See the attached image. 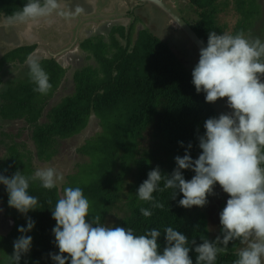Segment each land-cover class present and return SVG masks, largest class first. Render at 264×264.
<instances>
[{
	"label": "trees",
	"instance_id": "obj_1",
	"mask_svg": "<svg viewBox=\"0 0 264 264\" xmlns=\"http://www.w3.org/2000/svg\"><path fill=\"white\" fill-rule=\"evenodd\" d=\"M256 1L233 0L231 4L235 11H232L236 15L240 14V19L230 34L244 32L247 27L249 29L244 34L248 38L253 36V32H264V6L261 10ZM25 3L26 0H0V13L8 17L20 10ZM186 3L193 6L191 8L194 10V18L187 23L205 46L210 31L223 34L228 28L225 23H219L220 15L225 14L223 12L226 9L223 2L220 3L223 7L218 6L219 0H186ZM249 22H252V26H247ZM115 33L126 41L124 45H120L114 38H111V45L107 46L105 43L104 50L100 48L104 46L102 42L93 43L95 40L88 39L81 43V49L96 60V65L74 74V91L50 110L48 116L51 120L47 126L37 127L32 137L37 154L41 159L49 160L54 147L80 134L93 115L99 120L102 132L81 148L80 152L89 160L84 163L81 174L70 177L68 184L62 188V191L68 186L83 189L92 212L89 214L90 218L86 219L92 221L95 215H99L101 222L106 223L107 216L121 199L122 189H126L123 214L112 226L131 227L137 234H142L146 228L163 230L172 226L184 233L189 240L195 239L197 244L202 243L201 236L214 240L220 234L219 213L226 206L227 200L218 207L217 233L212 234L205 213L194 210V206L191 209L179 206L182 193L175 200L170 197L171 190L154 193L157 199L165 203V209H154L153 216L147 219L139 209L150 205L140 201L136 193L148 178V173L157 166L164 174L173 171L176 167L175 157L183 156L185 152V148L178 142L183 141L185 147L192 143L191 155L193 159L198 158L202 150L198 147L197 136L204 133L203 125L208 118L219 115L212 104L205 101V94L196 92L192 72L184 66L168 42L148 31L139 32L134 43L130 32L129 37L123 30H116ZM32 51L33 47L21 48L13 54H20L19 62L23 65ZM12 55L0 60V100L2 104H7V115L0 113V117L6 123L22 119L24 114L20 113L17 106L23 101V105H29L40 95L28 93L23 96L25 91H33L31 81L26 84L28 87L25 89L20 85L19 91L15 89L17 85L10 83L13 80L7 81L12 71L5 69V66L13 63L10 60ZM43 63L42 67L46 66L44 70L50 76L53 90L62 82L60 76L64 75V67L54 59ZM8 149L12 155L8 163H0V173L12 176L19 170L27 175L18 161L16 148ZM193 175L194 172L184 170L186 179L190 180ZM29 192L39 198L42 208L28 213L36 222L35 228L27 233L33 238V246L28 256L22 257L21 264H25V260L29 264H36L37 261L39 264H53L48 254L58 252V249L52 233L56 221L52 217L51 208L55 207L60 198L59 190L57 187L46 190L39 183L32 182ZM8 199L5 186L0 185L3 217L13 223L8 234H0V256L3 258L12 256L13 242L21 235L18 228L26 227L27 223L22 214L9 207ZM160 243L162 250L163 234ZM240 246L239 241L230 243L228 253L221 254L217 264H233ZM190 256L195 264L196 253L192 251Z\"/></svg>",
	"mask_w": 264,
	"mask_h": 264
},
{
	"label": "clouds",
	"instance_id": "obj_2",
	"mask_svg": "<svg viewBox=\"0 0 264 264\" xmlns=\"http://www.w3.org/2000/svg\"><path fill=\"white\" fill-rule=\"evenodd\" d=\"M65 15L61 0H26L20 10L7 17V22L31 28ZM176 25L182 27L181 22ZM26 64L34 91L47 95L53 85L40 59L29 55ZM192 83L198 94H205L206 102L226 97L232 111L204 122L205 131L197 136L202 150L198 158L191 155L192 143L185 147L183 141L178 142L185 152L175 157L173 171L164 174L157 166L148 173L136 195L150 205L139 209L147 219L153 216L154 209H165V203L154 193L171 190L174 200L182 193L179 206L203 208L209 203L208 197L215 195L218 184L229 196L219 213L220 234L214 240L201 236L202 243L197 244L172 226L163 230L146 228L137 234L131 227L106 225L99 215L89 221V199L81 187L68 186L51 208L56 221L52 233L58 249L48 254L53 264H194L192 251L196 253L195 264H217L218 257L227 254L230 243L236 241L241 246L233 264H264V41L259 37L249 39L242 31H210L192 70ZM48 124L49 120L41 127ZM184 170L194 172L190 180L185 178ZM63 180V174L54 167L38 168L30 176L19 170L12 176L0 173L9 207L27 220L26 227L18 228L21 235L13 242L14 252L8 256L7 264H21L22 257L32 250L33 238L27 233L36 222L28 213L42 205L38 197L30 194L31 183L38 181L42 188L52 190ZM25 264L29 262L25 260Z\"/></svg>",
	"mask_w": 264,
	"mask_h": 264
},
{
	"label": "rangeland",
	"instance_id": "obj_3",
	"mask_svg": "<svg viewBox=\"0 0 264 264\" xmlns=\"http://www.w3.org/2000/svg\"><path fill=\"white\" fill-rule=\"evenodd\" d=\"M162 1L168 4L169 6H171L175 10V12L178 15H180L185 21L188 22L194 18V10L191 8L193 6L191 7L190 5L188 6L186 0H162ZM221 2H223L224 5L226 4V7H224L226 9L223 12L225 14L220 15L219 23L220 24L225 23L228 28L225 30L224 33L230 34L233 31L236 22L240 19L239 16L240 14L237 13L238 15H236L235 12H233L235 11L234 10L235 8L231 4L233 0L231 1L219 0L218 6H221L220 5ZM256 4L262 10L264 6V0H257ZM92 23L95 22L93 21ZM257 24L259 26V23ZM247 26H252V22H249ZM78 27H80V23L79 24L77 23L76 25L68 26V28H66L65 30L68 32H74L76 29H78ZM84 27H86V25H84ZM164 28H161V31L158 32V35L160 36V38L163 36L162 37L163 40L167 38L169 40H174L173 42L170 41L168 45L172 48L176 56L183 62L184 66L192 72L193 68L198 63L199 53L191 45V43L188 41L186 37H185L186 39H184L183 36H181L179 30L176 31L177 30L176 27L175 28L172 27L169 31H166V29ZM104 29L107 28L104 27ZM248 29L249 28L247 27L244 33L247 32ZM116 30H117L116 28H113V32H115ZM131 31H132L131 33H133L136 36L135 38L131 39L132 43H134L137 41L139 32H141L139 25H134V27L131 28ZM129 32L130 31L128 30L127 33L129 34ZM256 32L258 31L256 30ZM59 34L61 33H58L55 30V32L51 33L49 35V38L46 39L50 41V43H53L55 39L56 41H59L60 40ZM101 34L102 32H98L97 36H101ZM65 37L68 38L65 40V42H63L64 46H67V43L72 41V39L75 40L74 36L72 37L69 36L68 34L65 35ZM257 37H259L262 41H264V32L262 33L253 32V36L249 39H255ZM115 38L117 39V36H115ZM173 38H177V39H173ZM95 41L100 43L102 42L104 46L102 47L100 45L101 46L100 48L101 50L105 49L106 39L104 37L95 39ZM54 48L55 46H50L49 50H47V53L53 54L54 52H56ZM65 53L66 52L62 54L63 57L60 60L62 67H64V72H63L64 75L61 74L60 76L62 78L61 83L57 84L55 88L51 90L47 95L40 94L38 97L34 99V101L31 104L23 105L24 101L21 104H19L17 107L19 108L20 113L22 112L24 114L22 119L21 118L17 119V121L14 123L12 122L6 123L7 121L3 122L2 118L0 117V163H8L10 161L12 152L8 148L14 147L16 148V150L18 151L17 153L19 154L18 161L24 167L26 174L29 176L32 175L38 168H42V167L56 168L64 176L63 182L57 185L60 197L63 195L62 188L68 184L70 177L81 174V172L84 169V163L89 160L87 156L83 155V153L80 152L81 148L85 144H87V141L90 142L94 140L102 132L101 126L99 124V120H97L92 115L89 120L88 126L80 134L73 136L72 138L67 139L65 141H62L54 147L53 155H51L49 160H43L37 154L36 145L32 139V137L34 136V132L37 130V127L39 126L40 128L41 126L47 124L48 120H51V117L48 116L50 110L53 107H56L59 104H61L63 100L69 97L68 95H71V92L74 91V82H73L74 74L77 71L85 69L86 67L96 65L95 63L96 60L94 58L93 60L87 59L86 56L88 53L84 51L80 52V57H76L75 55H70V54L66 55ZM41 64L43 65L44 63L41 62ZM43 68L45 69L46 66L44 65ZM9 71H12V74H10V76L7 77V81L13 80L14 83L13 82L10 83L17 85L15 86V89L18 91L20 90L19 89L20 85L25 89L26 84L29 81H31L29 76V71L25 73L24 69H20L19 71H17L14 68H12V70L9 69ZM31 85L33 86V88L31 87L33 91L31 92L25 91V93H23V96L27 95L28 93L29 94L37 93L36 91H34L35 85L33 83ZM0 104H2V102H0ZM211 104L213 108L216 110L218 115L229 113L224 98L219 99ZM6 107L7 104L5 105L2 104L0 106L1 114L7 113ZM20 108H24L25 110ZM40 110L42 111V114L39 113ZM37 123H39V125H37ZM89 146H91V143H89ZM91 163H92V159H91ZM92 174L93 173H91V175ZM34 183L36 184L39 182L35 181ZM122 190L123 193L121 199L118 200L117 203L115 204L112 213L107 216V220L105 223L106 225H112L123 214V205L125 201L124 193H126V189H122ZM214 191H215V195L208 197L209 203L205 207L203 208L197 206L193 207L194 210H198L199 212H203L206 214L209 229L212 234L217 233L218 207L222 202L226 201L228 198V194L224 193L222 191V188L218 184L215 186ZM3 216L4 215L2 214V212H0L1 235L9 233L12 230V226H13V223L11 221L8 222V220H5ZM88 217L90 218V216ZM7 256L4 258L3 256H0V264H7V260H8Z\"/></svg>",
	"mask_w": 264,
	"mask_h": 264
},
{
	"label": "crops",
	"instance_id": "obj_4",
	"mask_svg": "<svg viewBox=\"0 0 264 264\" xmlns=\"http://www.w3.org/2000/svg\"><path fill=\"white\" fill-rule=\"evenodd\" d=\"M61 4L66 13L65 16H56L50 24L41 23L31 28L24 25H10L7 22V17L0 13V60L9 54L12 55L21 48L33 47L30 55L39 58L40 62L54 59L56 63L61 65L60 60L64 52H66V55L80 57V52L83 51V49L80 50L81 43L88 39L95 40L104 37L106 39L105 43L111 45V38H114L120 45H124L126 41L120 39L117 33L114 34L113 28L120 32L123 29V33L129 37L127 31L129 30L131 33V28L134 25H139L141 31H148L158 38H160L158 32L161 31V28H175L157 7L148 3L132 0H61ZM77 8L82 9V11L76 12ZM93 21L95 23H92ZM77 23H80V27L74 32L65 30L68 26ZM104 27L107 29H104ZM55 30L61 33L59 34L60 40L56 41L55 39L53 43H50L46 38H49V35ZM98 32H102L101 36H97ZM67 34L74 36L75 40L72 39L67 43V46H64L63 42L68 38L65 37ZM135 37L131 33V39ZM163 41L170 42L168 38ZM50 46H55L56 52L53 54L47 53ZM19 57L20 54H13L10 59L13 60V63L6 64L5 69L12 70L14 68L17 71L20 69L28 71L26 60L21 65ZM86 57L93 60L89 54Z\"/></svg>",
	"mask_w": 264,
	"mask_h": 264
},
{
	"label": "water",
	"instance_id": "obj_5",
	"mask_svg": "<svg viewBox=\"0 0 264 264\" xmlns=\"http://www.w3.org/2000/svg\"><path fill=\"white\" fill-rule=\"evenodd\" d=\"M135 2H141V3H148L152 4L155 7H157L170 21L171 24H173L177 30H179L191 43V45L197 50V52H200V49L202 47H205V44L198 38V36L194 33V31L191 29V27L188 25V23L180 16L178 15L175 10L169 6L168 4L164 3L162 0H132ZM182 23V27H178L176 24ZM226 107L228 112H231L232 109H230L226 103L227 98H224Z\"/></svg>",
	"mask_w": 264,
	"mask_h": 264
},
{
	"label": "flooded vegetation",
	"instance_id": "obj_6",
	"mask_svg": "<svg viewBox=\"0 0 264 264\" xmlns=\"http://www.w3.org/2000/svg\"><path fill=\"white\" fill-rule=\"evenodd\" d=\"M168 20H169V19H168ZM169 22H170V21H169ZM186 22H187V21H186ZM165 29H166V31H169V30H170L169 27H165ZM176 29H177V28H176ZM179 32H180V31H179ZM166 33H167V32H166ZM180 33H181V32H180ZM181 36H183V38L186 39L185 36H184L182 33H181ZM181 36H180V37H181ZM173 39H177V38H173ZM170 41L173 42L174 40H170Z\"/></svg>",
	"mask_w": 264,
	"mask_h": 264
}]
</instances>
